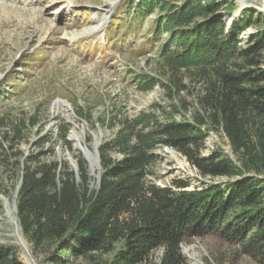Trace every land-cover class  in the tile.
Instances as JSON below:
<instances>
[{
  "label": "trees",
  "instance_id": "obj_1",
  "mask_svg": "<svg viewBox=\"0 0 264 264\" xmlns=\"http://www.w3.org/2000/svg\"><path fill=\"white\" fill-rule=\"evenodd\" d=\"M172 1L129 0L121 11L130 15L133 25L127 29H132L146 21L156 2L166 5L153 39L172 29L179 46L165 50L160 71L170 75L166 86L180 90L186 86L176 72L197 70L206 82L198 99L202 112L179 121H161L146 111L124 117L115 136L98 147L97 188L91 187L85 160H78V181L70 167L59 176L57 163L34 166V158L26 157L17 215L33 256L41 257L37 264H143L160 249V264H186L182 243L216 230L264 264V27L248 9L226 32L229 0H183L174 6ZM251 27L257 31L250 44L238 46ZM144 79L147 86L152 83ZM20 130L14 127L4 138ZM212 130L225 134L236 159L219 150L204 155ZM162 144L183 154L203 177L226 180L192 190L189 180L169 186L149 181L155 149ZM119 244L112 259H105ZM0 264L25 263L13 247L0 244Z\"/></svg>",
  "mask_w": 264,
  "mask_h": 264
},
{
  "label": "rangeland",
  "instance_id": "obj_2",
  "mask_svg": "<svg viewBox=\"0 0 264 264\" xmlns=\"http://www.w3.org/2000/svg\"><path fill=\"white\" fill-rule=\"evenodd\" d=\"M182 1L173 0L171 4ZM116 2L119 8L107 18L108 5ZM127 2L0 0V244L13 247L25 264H37L41 258L33 256L17 215L26 157L34 158V166L57 163L59 176L70 167L78 181V160H85L91 187L97 188L101 173L98 147L115 136L124 117L133 118L146 111L157 113L161 121H179L192 120L197 111L202 112L198 99L206 82L197 70L182 68L176 72L186 86L180 90L166 86L170 75L160 71L165 50L175 52L179 46L171 37L172 29L163 30L153 39L152 28L157 19H164L166 5L156 2L146 21L134 25L131 36L125 33V28L131 27L130 15L121 11L119 15L127 22L110 34L115 16ZM229 4L224 16L226 32L232 23L245 17L248 9L255 12L258 26L264 27V0H229ZM105 20L106 25L95 35L74 43L66 37L70 32L95 28ZM256 31L254 27L243 31L238 46L247 47ZM144 78H151L152 83L147 86ZM58 101L65 106L56 104ZM14 127L21 130L5 139L6 132ZM83 149L90 150V159ZM218 150L236 159L225 134L212 130L203 153ZM155 153L157 160L150 168L154 173L148 180L157 185L169 186L174 180L184 179L190 181L188 189L192 190L226 180L203 177L171 146L158 145ZM120 247L104 258L112 259ZM181 248L186 264H261L217 230L187 238ZM161 256L162 250H156L143 264H160ZM75 264L85 263L77 260Z\"/></svg>",
  "mask_w": 264,
  "mask_h": 264
},
{
  "label": "bare ground",
  "instance_id": "obj_3",
  "mask_svg": "<svg viewBox=\"0 0 264 264\" xmlns=\"http://www.w3.org/2000/svg\"><path fill=\"white\" fill-rule=\"evenodd\" d=\"M116 5V6H115ZM109 6V8L107 9L108 10V17L107 18H109V16H112V14L119 8V3L118 2H116V3H114V4H109L108 5ZM45 9V8H44ZM44 9H42V11H44ZM112 13V14H111ZM106 20L105 21H103L102 23H100L98 26H96L95 28H88V29H83L82 31H80V32H70V33H67L66 34V37H68L70 40H71V42H76L79 38H82V37H86V36H92V35H95L97 32H99L105 25H106ZM64 32V31H63ZM66 39V38H65ZM56 104H63L64 106H65V102L64 103H61V102H57ZM75 141L78 143V139L77 138H75ZM84 151H85V153H86V155L89 157V159H90V155H91V152H90V150H87V149H83ZM6 201H7V203H8V199L6 198ZM13 235V234H12Z\"/></svg>",
  "mask_w": 264,
  "mask_h": 264
}]
</instances>
